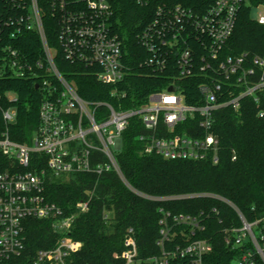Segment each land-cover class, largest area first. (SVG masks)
Listing matches in <instances>:
<instances>
[{
    "label": "built area",
    "instance_id": "2783aa9c",
    "mask_svg": "<svg viewBox=\"0 0 264 264\" xmlns=\"http://www.w3.org/2000/svg\"><path fill=\"white\" fill-rule=\"evenodd\" d=\"M136 2L142 6L155 4L152 19L137 36L148 56L145 63L154 70L177 74L176 79L200 75V104L185 102L178 81L151 92L143 105L129 110L83 100L54 64L45 19L51 29L55 26L63 58L88 67L103 86L113 88L111 96H115L128 66L124 43L112 23L109 1L0 0V81L30 75L39 79L35 86L42 97L37 126L28 144L9 136L16 110L7 107L1 112L5 129L0 132V154L7 164L0 171V264H73V255L80 251L81 244L69 233L77 215L88 211L90 198L78 201L74 212L65 214L43 193L46 173L69 180L76 175L114 172L124 182L116 155L131 119L137 118L145 131L139 136L144 154L217 164L220 143L212 131L214 114L229 106L238 113L246 97L259 105V93L264 91V58L249 59L259 70L256 75L245 55L223 60L219 57L248 0H198L196 5L174 0ZM254 11L257 14L253 19L264 26V7ZM26 33L35 35L41 51V58L32 62L21 51ZM195 50L202 53L195 56ZM2 97L0 92V100ZM258 117L264 118V112L259 111ZM204 196L225 203L239 219V227L224 231L225 243L237 253L232 264H264V213L247 222L230 202L216 195ZM31 220L49 223L53 236L48 248L30 257L26 232ZM173 223L188 226V232L177 234L161 220L157 241L161 255L144 261L137 259L130 230L121 254L125 264H203L212 248L206 240L194 238L195 231L203 230L199 222L178 215ZM175 238L185 244L166 250V244Z\"/></svg>",
    "mask_w": 264,
    "mask_h": 264
},
{
    "label": "trees",
    "instance_id": "16d2710c",
    "mask_svg": "<svg viewBox=\"0 0 264 264\" xmlns=\"http://www.w3.org/2000/svg\"><path fill=\"white\" fill-rule=\"evenodd\" d=\"M108 1L113 11L112 23L124 43L128 66V74L115 90V96H111L113 88L103 86L88 67L63 58L55 26L51 29L50 21L45 19L54 64L79 97L91 103H107L116 109L120 105V109L129 110L143 105L151 92L178 81L185 102L200 104V75L176 79L177 74L154 70L145 63L148 56L137 36L152 19L155 4L142 6L136 0ZM174 1L188 5L198 2ZM248 3L239 11L234 31L219 57L223 60L245 55L248 67L258 75L259 70L249 59L264 58V26L257 24L252 12L264 7V0H248ZM23 40L21 51L29 61L41 58L35 35L26 33ZM201 53L195 50L193 54L199 56ZM29 76L0 81V91H11L17 98L15 103L0 100V132L5 129L1 112L10 105L16 110V118L9 125V136L26 144L37 126L42 99L40 91L35 89L39 79ZM259 111L264 112V91L259 93V105L246 97L241 100L238 113L229 106L214 114L212 131L220 143L217 164L166 160L155 154H144L139 136L145 131L139 120L133 118L121 136V151L116 155L124 182L114 172L101 176L76 175L69 180L46 173L43 193L65 214L74 212L78 201L90 198L88 211L77 215L69 233L72 240L81 244L80 251L73 255V264H125L121 254L126 250L125 241L130 230L138 260L158 257L161 255L157 246L161 220L172 226L177 234L188 232V226L173 223V217L178 215L196 219L203 228L195 231L194 236L206 240L212 248L204 256L203 264H232L237 253L225 243L224 231L239 227V219L228 205L204 195H216L230 202L247 222H253L264 213V118L258 117ZM6 164L7 160L0 154V171ZM42 167L46 168L45 161ZM52 236L49 223L31 220L26 232L28 255L31 257L37 250L48 248ZM184 244L181 238H175L165 249Z\"/></svg>",
    "mask_w": 264,
    "mask_h": 264
},
{
    "label": "rangeland",
    "instance_id": "374dc122",
    "mask_svg": "<svg viewBox=\"0 0 264 264\" xmlns=\"http://www.w3.org/2000/svg\"><path fill=\"white\" fill-rule=\"evenodd\" d=\"M256 14H257V11H253L252 12V16L253 17H255L256 16ZM1 93H3L2 95H3V99L5 100V101H7L8 103H9V101H11V100H15L16 99V94H14L13 92H11V91H0ZM9 105V104H8ZM8 107H10V108H12V106H8ZM13 110H15V108L13 107L12 108Z\"/></svg>",
    "mask_w": 264,
    "mask_h": 264
},
{
    "label": "water",
    "instance_id": "95a60500",
    "mask_svg": "<svg viewBox=\"0 0 264 264\" xmlns=\"http://www.w3.org/2000/svg\"><path fill=\"white\" fill-rule=\"evenodd\" d=\"M35 89H37V86H35ZM169 90H171V88Z\"/></svg>",
    "mask_w": 264,
    "mask_h": 264
}]
</instances>
